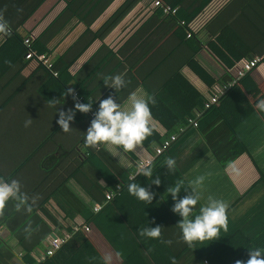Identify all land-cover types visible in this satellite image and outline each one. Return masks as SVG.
Returning <instances> with one entry per match:
<instances>
[{
    "label": "crops",
    "instance_id": "crops-1",
    "mask_svg": "<svg viewBox=\"0 0 264 264\" xmlns=\"http://www.w3.org/2000/svg\"><path fill=\"white\" fill-rule=\"evenodd\" d=\"M125 1L75 0L47 29L44 35V43L50 50L47 56L51 60L64 57L68 64L67 87L75 88L74 95L61 93L53 84L41 95L40 87L47 78L34 63H29L20 72L28 80L26 88L8 104L0 105V178L6 182L17 180L25 198L23 202L19 198L10 199L0 208V264H19V258L26 252L39 260L51 237L66 234L70 237L69 230L85 226L89 227L84 230L89 239L85 246L87 254L83 253L77 264H104L106 256L111 257L110 264H148L152 263L148 250L158 257H175V245L187 244L180 239V229L171 217L172 207L169 211L163 208L150 211L155 214L152 227L161 226L160 239L129 234L124 253L127 256L129 248L130 257L133 256V246L136 253L127 263L97 226L85 224V205L101 203L90 201L91 196L83 186L96 181L108 188L99 169L113 162L133 178L137 164L156 155L158 143L146 144L147 140L153 135L167 139L169 124L186 111H192L195 119L200 117L204 110L195 107L196 100L200 97L204 102L209 100L218 87L233 80L242 61L247 59L244 55L252 53L261 61L240 82L241 93L227 95L201 118L199 128L183 140L181 152L188 170L187 181L203 177L200 186L203 196L227 202L228 209L240 199L235 215L244 212L247 204L242 201L248 189L256 182L264 184V114L258 115L254 108L258 99L264 98V0H228L204 24L198 36L200 45L189 39L179 24L172 27L164 16L157 15L154 0H139L102 39L91 38ZM35 3L37 0H0V11L12 21H20ZM192 4H198L197 0L183 1L184 7L191 8ZM64 7L62 0H44L20 31L39 35ZM116 74H123L126 81V87L118 92L103 84L104 77ZM12 77L16 85L19 78L14 74ZM138 87L155 101L149 105L152 134L129 152L106 149L103 145L96 147L93 153L101 147L106 163L99 155L93 161L86 158L84 132L92 120L89 113L95 114L99 101L110 94L115 102L121 103ZM5 100L0 99V103ZM74 103H90L91 110L77 111L65 132L57 123L58 112L62 110L67 116ZM171 103L175 108L172 109ZM28 120L31 123L25 126ZM69 149L74 150L75 159L68 157ZM237 150L235 158L226 159ZM164 193L171 198V194ZM252 193L255 199L264 197L262 186ZM259 209L264 214V205ZM231 219L228 215L227 222ZM261 219V216L254 219L255 225L252 224L260 237L248 238L239 228L229 237L225 232L214 240L203 241L204 250L214 246L208 255L210 261L203 263L224 264L249 244L250 250L260 246L264 251ZM178 251L180 246L177 255ZM179 260L178 264L184 263Z\"/></svg>",
    "mask_w": 264,
    "mask_h": 264
},
{
    "label": "trees",
    "instance_id": "trees-1",
    "mask_svg": "<svg viewBox=\"0 0 264 264\" xmlns=\"http://www.w3.org/2000/svg\"><path fill=\"white\" fill-rule=\"evenodd\" d=\"M43 1L44 0H37V3H35L26 11L25 15L20 21H12L9 17H6L2 11H0V16H2L3 19L8 22V25L11 29L9 34H0V99H6L0 103V105L8 104L15 94L23 92V90L26 88L28 80L23 79L20 76V72L23 67L27 66L29 63H34L36 68L42 70L44 72L45 78H47V81L42 83L43 86L40 87L41 90H39V93H41V95H44L46 88L48 89L52 87L51 84H53V87H56L61 93H65L68 91V89H70L67 87V81L69 79L67 74L68 64L65 63L64 57H59L52 60L50 59L52 62V69L56 70L58 73L57 76H54L50 69H47L44 65L37 62L35 58H25V55L29 50H33L36 53L49 55L50 50L46 48V44L44 43L46 39L44 40V35L48 32L47 29L60 18L61 14L65 10L70 9V5L75 3V0H62L65 2V7L39 35L33 36L30 31L21 32L20 30L25 20L34 12V10L38 8V6ZM138 1L139 0H126L100 27V29L95 34L91 35V38L94 37L102 39L119 22L123 15L126 14ZM159 1L166 6L176 8V10L174 13H163L160 7L155 6L154 12L157 15L164 16L167 21L171 23L172 27L179 24L184 31L190 32L189 39L200 45L198 36L201 34L204 24L208 22L218 12V10L227 3L228 0H197L198 4H192L194 6L191 5V8L184 7V0ZM73 14L74 12L71 13V15ZM89 33H91V31ZM25 38H29L31 40L30 45L24 43ZM244 57L245 59H250L255 56L252 53L245 54ZM260 61L261 59L252 68V70L257 67ZM250 72L246 73L235 83H233V85H231L225 91V93L220 96L219 101L235 91L240 92V82ZM13 74L19 78L16 85V81L14 80V77H12ZM64 75H67V78H64ZM72 90L75 92V88ZM219 101L216 104L211 105L209 108L203 109V116L201 115L195 119L192 111H186L184 115L177 117L176 122L174 121L172 124H169L168 130L170 131V134L167 136V138H169L171 135H174L175 138L161 153L156 154L151 160L150 165L153 169L151 178H147L143 175H135L134 179H131L129 178V173L127 171L123 170L119 166H115L113 164L114 162L111 164L108 162L109 164H105V167H101L99 169L101 172L100 176L105 179V183L108 185V188L97 183L96 181L91 182L88 187L83 186L88 195L91 196L90 201L92 200L93 202L95 200V202L101 203V209L98 211H94L92 209V203L90 205L88 203L85 205V224L93 223L95 226H97L111 246L123 256V259H126L127 263H129V258L135 257L136 253V248L134 246L131 248L133 256L130 257L129 248L126 251L127 256L124 253V249L129 245L126 241V239L129 238V234L138 235L140 234V228L152 227V224L150 223H152V218H154L155 215L153 212H150L152 209L163 208L166 211H169L170 207H173L175 202L172 200V198L166 196L164 192H168V189L175 186V184L182 183L185 187L181 188L177 199L182 198L185 195L194 194L191 192V189L188 188V181L186 179L188 170L187 166L183 163L184 157H182L183 153L181 152V145L186 135H188V133H190L193 129L199 128L201 118H203L208 112L212 111V109H215ZM203 104L204 99L200 97L196 100L195 107L201 109ZM167 105L169 106V104ZM170 106L172 109L175 108V104L172 105L171 103ZM172 111L175 113V110ZM91 118L94 119L93 117ZM191 120H196L197 126H193L190 123ZM163 139L165 140V137L158 138L157 136L153 135L149 138V140H147L146 144L149 142H156L158 145H160L164 141ZM93 150H95V148L88 147L87 155L85 154L86 158H90L91 161H93L99 155L103 163L107 162L101 147L98 151H96L97 153H93ZM66 153L68 157L73 156L72 158L75 159V152L73 149L67 150ZM238 153V150L234 151L226 159L232 160ZM169 157L174 158L176 161V168L174 172H169L167 169L165 162L166 158ZM77 169L79 171V165H77ZM156 177L160 178V185L151 183V180L155 179ZM260 182L263 183L262 181ZM117 183L120 185V189L115 191L111 199L105 200L104 198L106 191H108L107 189H115V185ZM129 183L140 184L142 187H145L149 191L153 192L154 197L152 202L148 204L130 195L128 192ZM258 184V182L254 183L244 195V201L242 202L247 204V206L244 207L245 209L243 213L235 215L234 212L235 206L240 205V199L239 203L232 204L233 208H229L227 210L228 215L231 216L232 219L231 222H227L228 224L226 230L221 229L218 237L225 232L228 233L226 237H229L239 230V228L243 233L246 234V237L248 238L251 236L260 237L259 231H255V228L252 226V224L255 225L253 220L259 219L261 216V223L264 227V214L259 209L261 205H264V197L255 199L252 196V192H254V190H258L260 186H262V190L264 192V184ZM201 205L202 203L199 202L195 206L197 211L194 212L193 215L198 214L199 207ZM144 210H146V212H144ZM230 212L232 213L230 214ZM171 217L178 226L177 223L181 219L179 214L172 211ZM240 222H243V224ZM69 231L71 232L70 237L45 260L38 261L31 255V253L26 252L19 258V264H77L79 257L83 255V253L87 254L85 246L87 245L89 239L84 229L79 228L77 231ZM249 245H246L245 248L233 255L224 264H236L237 261L246 262L249 258V250L252 248ZM179 246L180 251H178L179 255H177V247ZM183 246V243L180 245H175V257L173 258H169L170 255H162L158 257L148 250L150 260H152V263L149 262L148 264H178V258L180 259L179 263L181 260L184 261L183 264H206L203 262L205 260H209L208 255H210V251L214 249V246H211L210 250H204L202 242H194L191 246L192 249H190L188 245H186V247ZM256 248H260V246L255 247V249Z\"/></svg>",
    "mask_w": 264,
    "mask_h": 264
},
{
    "label": "clouds",
    "instance_id": "clouds-1",
    "mask_svg": "<svg viewBox=\"0 0 264 264\" xmlns=\"http://www.w3.org/2000/svg\"><path fill=\"white\" fill-rule=\"evenodd\" d=\"M11 31L8 22L0 16V34H9ZM103 84L118 92L122 87H126V81L123 74H116L103 78ZM66 95H74L72 89H68ZM155 101L142 88H137L128 93L125 100L121 103L115 102L110 94L107 98L99 101L98 110L90 126L84 132V144L86 147L96 148L103 145L106 149L112 147L122 149L125 152L133 151L140 145L146 137L153 132V116L150 104ZM258 115L264 114V98L258 99L254 105ZM91 110L90 103H74L73 108L65 112L59 110V119L57 120L60 128L67 132L70 129V121L74 120L75 113H88ZM31 123V120L25 122V126ZM166 165L169 172H174L176 161L174 158H166ZM153 169L149 163L141 162L137 164L136 175H143L147 178L152 177ZM131 179H134L131 178ZM203 177H198L195 181L188 182V188L194 194L185 195L177 199L182 183L168 189L172 200L175 202L172 211L178 213L181 219L178 221L180 229V239L188 246L194 242L211 241L218 237L221 229H227V202L217 199L211 195L206 198L200 191ZM152 184L160 185L159 177L151 180ZM187 190V189H186ZM128 192L140 201L150 204L154 193L140 184L129 183ZM25 199L20 192V183L12 179L6 182L0 178V208L10 199ZM204 203L199 207L198 214L193 215L195 206L201 201ZM140 234L146 238L160 239L161 226L146 227ZM170 244L171 241H164ZM111 257H104V264H110ZM236 264H264V251L259 248L249 250V258L246 262L237 261Z\"/></svg>",
    "mask_w": 264,
    "mask_h": 264
},
{
    "label": "built area",
    "instance_id": "built-area-1",
    "mask_svg": "<svg viewBox=\"0 0 264 264\" xmlns=\"http://www.w3.org/2000/svg\"><path fill=\"white\" fill-rule=\"evenodd\" d=\"M153 5L160 7L163 13H174L176 8H171L169 6H166L164 4H162L159 0H154L153 1ZM186 36L189 37L190 36V32L187 31ZM31 40L29 38H25L24 39V43L27 45H30ZM35 58L37 62H39L40 64L44 65L47 69H50L52 74L54 76H57V71L52 69V62L50 60V58L45 55V54H40V53H36L33 50H29L26 55L25 58L29 59V58ZM260 60L259 57L255 56L253 58L250 59H246L244 61H242L240 67L238 68L237 72H236V76L233 80H231L230 82H228L226 85L220 86L218 87L215 92L210 96L209 100L205 101L203 104V109H207L209 108L211 105L216 104L219 101V98L221 95H223L225 93V91L231 86L233 85V83H235L239 78H241L242 76H244L246 73L250 72L252 70V68L257 64V62ZM93 118L95 117L94 113L90 114ZM190 123L193 126H197V122L196 120H191ZM175 136L171 135L169 138L165 139L160 145H158L154 151L155 154H159L161 153L169 144L172 140H174ZM141 162H146L149 163L151 162V160L146 159ZM138 163V164H139ZM120 189V185L117 183L115 185V189L110 190L109 192L105 193V200H109L111 199V197L113 196V194L115 193L116 190ZM101 209V204H95L93 206V210L94 211H98ZM89 227L85 226L84 230H88ZM69 237V234H66L63 237H51L49 240V244L46 247V249L44 250V252L40 255L39 260L38 261H43L45 260L48 256H51L55 250H57Z\"/></svg>",
    "mask_w": 264,
    "mask_h": 264
}]
</instances>
